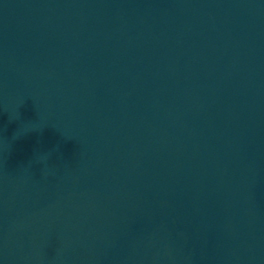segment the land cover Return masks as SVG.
Instances as JSON below:
<instances>
[{
	"label": "water",
	"instance_id": "1",
	"mask_svg": "<svg viewBox=\"0 0 264 264\" xmlns=\"http://www.w3.org/2000/svg\"><path fill=\"white\" fill-rule=\"evenodd\" d=\"M0 264H264V0H0Z\"/></svg>",
	"mask_w": 264,
	"mask_h": 264
}]
</instances>
